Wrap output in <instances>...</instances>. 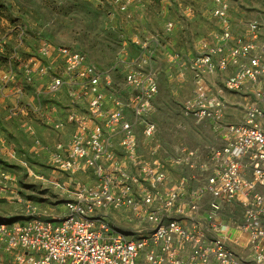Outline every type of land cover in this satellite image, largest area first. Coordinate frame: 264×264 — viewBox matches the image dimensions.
<instances>
[{
    "label": "built area",
    "instance_id": "built-area-1",
    "mask_svg": "<svg viewBox=\"0 0 264 264\" xmlns=\"http://www.w3.org/2000/svg\"><path fill=\"white\" fill-rule=\"evenodd\" d=\"M146 1L116 5L127 20ZM213 1L221 23L216 43L193 55L162 46L168 63L191 73L182 118L209 121L223 142L194 149L174 144L171 160L190 171L176 181L157 157L160 129L152 119L161 73L153 65L158 34L131 37L135 54L122 46L121 85L112 79L113 68L100 69L85 53L39 31L33 55L23 58L18 44L12 47L0 75L8 117L19 119L33 136L31 151L64 177L58 186L63 199L56 211L22 200L0 162V198L24 206L20 215L0 218V264H264V196L257 191L264 186V24L252 20L239 34L228 2ZM185 11L193 13L189 6ZM15 28L23 40L26 27L12 26L0 36L2 50ZM175 28L166 22V33ZM228 68L233 74L216 86L214 77ZM244 86L255 100L241 122H227L225 93ZM33 117L59 133L71 128V134L46 143L35 135ZM0 143L9 149L1 127ZM236 202L239 222L230 212ZM232 227L241 238L230 236Z\"/></svg>",
    "mask_w": 264,
    "mask_h": 264
},
{
    "label": "rangeland",
    "instance_id": "rangeland-1",
    "mask_svg": "<svg viewBox=\"0 0 264 264\" xmlns=\"http://www.w3.org/2000/svg\"><path fill=\"white\" fill-rule=\"evenodd\" d=\"M226 1L229 4L232 25L237 33H244L252 20L264 24V0ZM186 6L191 7L193 13H186ZM213 7V0H148L143 6L136 8L144 18L143 23L145 22L148 33L161 37V46L154 65H161L164 45L169 44L175 50L193 55L204 48V44L216 43L215 38L221 32V23L213 15ZM168 21H173L176 25L170 34L165 31V24ZM14 25L26 26V34L23 40H20L15 29L8 48L3 50L0 48V75L9 67L4 59L12 47L18 44V54L23 58L35 53L37 48L35 32L39 31L51 42L67 45L85 53L88 60L98 68H113L116 84L124 83V70L119 66L118 57L122 51L124 37H133V31L135 30V33L137 31L136 25L129 24L124 14L119 11L116 0H0V36L8 29L11 30ZM11 65L15 67L14 63ZM64 98L65 94L61 93L59 99ZM153 119L160 127L157 134L160 143L171 146L180 140L186 143L194 140L187 132L171 134L170 129L180 121L179 110L158 108ZM35 122L40 121L31 118L30 123ZM41 126L44 127L42 130L44 133L37 137L42 141L55 142L61 139L59 132L50 128L53 131L51 132L45 129V125ZM189 126L191 128L195 125ZM20 128L22 129L21 123ZM4 136L8 144L13 143L5 134ZM10 137L16 141L15 136L10 134ZM203 138L207 139V133H204ZM21 142L18 141L20 150L13 154L14 159L4 161L5 164L0 159L3 168L11 177L16 178L14 183L22 200L51 211L59 210L62 208L60 202L63 197L58 186L64 177L59 172H53L45 163L44 157L36 156L31 151L33 136L25 135ZM54 179L57 184L53 183ZM4 200H0V218L16 217L23 212L22 203Z\"/></svg>",
    "mask_w": 264,
    "mask_h": 264
},
{
    "label": "crops",
    "instance_id": "crops-1",
    "mask_svg": "<svg viewBox=\"0 0 264 264\" xmlns=\"http://www.w3.org/2000/svg\"><path fill=\"white\" fill-rule=\"evenodd\" d=\"M143 21H144L143 16L141 15V13L139 14L137 11L132 14V17L130 19H127V22L129 24L136 25L135 29L137 32L135 33V30L133 31L134 32L132 33L133 37L136 35H138L139 37H143V35L146 32H148L147 28L145 27V22L143 23ZM139 22H141L142 24H140ZM131 32L132 31H130V33ZM130 38H131L130 36L124 37L125 40L123 41V46L127 45L128 51L131 52V54H135L137 52V46L132 45L130 43L129 41ZM134 50L135 52H133ZM154 64L155 62L153 63V65ZM119 66L121 67L122 65L120 64ZM156 67H158L161 72L158 81V93L155 98L157 110L158 108H162L163 110L166 109V110L180 111L182 102L192 94L193 84L191 81V73L189 69L184 68L182 69L183 72H181L180 69H178L176 66L168 63L164 57L162 59L161 65ZM232 74H233V69L228 68L222 73L217 74L214 77L213 82L215 83L216 86H222L224 80ZM112 79L116 84L113 74H112ZM225 96L227 100V109H226L227 122H231V123L241 122L243 115L247 110L248 104L255 100V95L252 92L251 88H249L248 86H244L239 90L227 91L225 93ZM6 107H8V102L5 101V98L3 96V91L2 89H0V127L2 129V133L7 136L8 140L10 142L13 141V143H9V149L6 146L1 145L4 148L3 149L0 146V159L3 160V163L4 161H10V159H14L12 158L14 157L13 154L18 150H20V144L18 143V141L21 142V138L24 139V136L28 135L27 133L24 132L23 129L20 128V121L18 118L8 117V111ZM157 110L155 114L157 113ZM153 120L156 122L155 119ZM156 123L158 124V122ZM199 123H196L191 119L182 118L180 113V121L176 122L174 126L170 129V131H172L173 128H175L178 124H180L181 128L179 129L178 133L182 134L187 132L188 134H191L193 136L194 140L192 142H187V143L184 142L183 140H180L177 144L183 143L190 149L205 148L206 146H221L223 142L221 141L219 136L214 132L211 123L209 121H203ZM39 124L44 125L40 122H35L34 124H31L35 130L36 136H40V134L44 133L42 131L44 127ZM189 124L191 125L194 124L195 126L190 128ZM45 129L51 131V129L46 126ZM204 133H207V139L203 138ZM10 134L11 136L12 135L15 136L16 141L10 137ZM59 134L61 135V138H65L71 134V128H67L64 132ZM14 143H15V147H14ZM148 145H149L148 143H143L141 146L142 151L146 150L145 154L149 153ZM29 146H31V143ZM172 146L173 145L168 146L161 143V148L158 151L157 157L163 163H165L168 175L174 181H176L181 176H187L190 173V171L183 164L176 165L174 161L171 160L175 156V152L173 151ZM247 177L249 178V174L247 175ZM257 191L258 193L264 196V186H259L257 188ZM1 199L3 198H0V200ZM209 199H211V196L208 194L203 197L204 208L206 202ZM239 205H240L239 202H236L231 207V211H230L233 219L238 220V222L240 220V215H241ZM229 234L231 237L241 238L240 232L234 230L233 227L230 229Z\"/></svg>",
    "mask_w": 264,
    "mask_h": 264
},
{
    "label": "trees",
    "instance_id": "trees-1",
    "mask_svg": "<svg viewBox=\"0 0 264 264\" xmlns=\"http://www.w3.org/2000/svg\"><path fill=\"white\" fill-rule=\"evenodd\" d=\"M15 26H16V25H14V27H15ZM25 27H26V26H25ZM15 29H16V28H15ZM15 29H14V31H16ZM6 59H7V54H5V59H4V60L6 61Z\"/></svg>",
    "mask_w": 264,
    "mask_h": 264
}]
</instances>
